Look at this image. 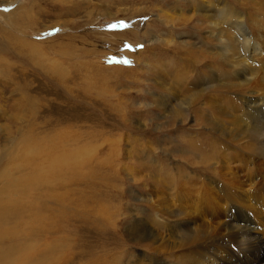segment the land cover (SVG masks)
<instances>
[{
	"label": "rangeland",
	"instance_id": "rangeland-1",
	"mask_svg": "<svg viewBox=\"0 0 264 264\" xmlns=\"http://www.w3.org/2000/svg\"><path fill=\"white\" fill-rule=\"evenodd\" d=\"M263 99L264 0H0V264H254Z\"/></svg>",
	"mask_w": 264,
	"mask_h": 264
},
{
	"label": "bare ground",
	"instance_id": "bare-ground-1",
	"mask_svg": "<svg viewBox=\"0 0 264 264\" xmlns=\"http://www.w3.org/2000/svg\"><path fill=\"white\" fill-rule=\"evenodd\" d=\"M249 104L250 107L253 109V112L250 116L251 120L247 117L246 118L249 119L250 123H252L255 126V129H257L256 131L259 134L258 138L256 139L258 140V144H259L258 148H260L261 153L264 154V99L258 102L253 101ZM242 221L244 222V225H241ZM238 222L240 224L237 225L236 224L232 225L231 222H229L224 226L223 229H231L232 237L237 238L239 240L238 243L240 246L245 247L246 245H251L253 247V250H255V253L253 254V258L255 260L253 263L259 264L264 260V238L255 235V231L257 230L256 229L254 230L253 229L254 227L252 228V226L250 227V221L248 219L246 220L245 218L239 217ZM47 224L48 223L46 222V225ZM44 232L45 231L43 230L42 233ZM32 247L34 248V246ZM33 248L31 251L28 252H18L17 253L18 256L17 259H15V263L16 264H51L52 260L55 258L54 256L58 254L55 251L56 250L55 247L54 248L49 247L46 249L47 251L45 252L42 251L41 249L39 250L38 246H35L36 248L35 250H33ZM210 264H219V262L214 261L213 263ZM229 264H243V263L232 262Z\"/></svg>",
	"mask_w": 264,
	"mask_h": 264
}]
</instances>
